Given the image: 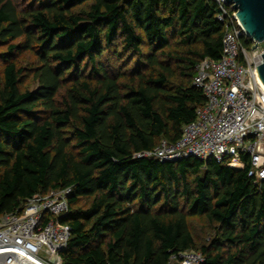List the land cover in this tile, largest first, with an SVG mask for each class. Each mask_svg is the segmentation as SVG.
Listing matches in <instances>:
<instances>
[{
  "label": "trees",
  "instance_id": "trees-1",
  "mask_svg": "<svg viewBox=\"0 0 264 264\" xmlns=\"http://www.w3.org/2000/svg\"><path fill=\"white\" fill-rule=\"evenodd\" d=\"M219 12L215 0H0V215L68 188L63 264H167L186 250L199 264H264V179L141 155L205 103L192 77L220 57ZM24 51L35 89L16 64Z\"/></svg>",
  "mask_w": 264,
  "mask_h": 264
},
{
  "label": "built area",
  "instance_id": "built-area-1",
  "mask_svg": "<svg viewBox=\"0 0 264 264\" xmlns=\"http://www.w3.org/2000/svg\"><path fill=\"white\" fill-rule=\"evenodd\" d=\"M225 32L217 60L205 57L194 68L192 85L205 103L195 118L182 127L178 139H161L151 151L141 153L161 161L195 157L214 158L236 169L247 167V176L264 179V85L256 67L264 47L246 49V35L231 4L215 0ZM227 7H225V5ZM69 189L25 199L13 212L0 215V264H63L61 252L70 237L68 224L56 217L67 209ZM203 255L186 250L171 254L167 264H199Z\"/></svg>",
  "mask_w": 264,
  "mask_h": 264
},
{
  "label": "water",
  "instance_id": "water-1",
  "mask_svg": "<svg viewBox=\"0 0 264 264\" xmlns=\"http://www.w3.org/2000/svg\"><path fill=\"white\" fill-rule=\"evenodd\" d=\"M225 4H231L235 10V16L245 34L253 41L251 47L255 50L264 40V0H222ZM262 62L256 70L259 79L264 85V52L260 54Z\"/></svg>",
  "mask_w": 264,
  "mask_h": 264
},
{
  "label": "rangeland",
  "instance_id": "rangeland-1",
  "mask_svg": "<svg viewBox=\"0 0 264 264\" xmlns=\"http://www.w3.org/2000/svg\"><path fill=\"white\" fill-rule=\"evenodd\" d=\"M21 3H24L26 0H20ZM259 47H264V40L259 43ZM5 51V47H0V52ZM34 63V55L30 51H24L16 58V64L18 67L23 69V73L28 74V78L25 81V87L29 89L36 88V82L32 79L31 72H29V68ZM2 67V63L0 62V68ZM190 227L194 237L196 238L197 243H202L203 241H208L211 230L205 220L191 219Z\"/></svg>",
  "mask_w": 264,
  "mask_h": 264
}]
</instances>
